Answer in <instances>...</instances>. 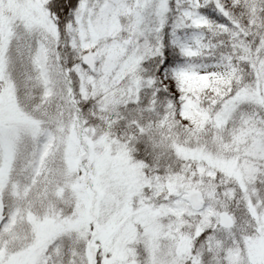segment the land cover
Segmentation results:
<instances>
[{
	"label": "snow or ice",
	"instance_id": "snow-or-ice-1",
	"mask_svg": "<svg viewBox=\"0 0 264 264\" xmlns=\"http://www.w3.org/2000/svg\"><path fill=\"white\" fill-rule=\"evenodd\" d=\"M0 264H264V0H0Z\"/></svg>",
	"mask_w": 264,
	"mask_h": 264
}]
</instances>
